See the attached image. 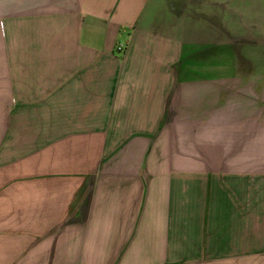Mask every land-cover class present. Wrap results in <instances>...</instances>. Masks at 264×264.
<instances>
[{
  "label": "crops",
  "instance_id": "1",
  "mask_svg": "<svg viewBox=\"0 0 264 264\" xmlns=\"http://www.w3.org/2000/svg\"><path fill=\"white\" fill-rule=\"evenodd\" d=\"M0 264H264V0H0Z\"/></svg>",
  "mask_w": 264,
  "mask_h": 264
},
{
  "label": "built area",
  "instance_id": "2",
  "mask_svg": "<svg viewBox=\"0 0 264 264\" xmlns=\"http://www.w3.org/2000/svg\"><path fill=\"white\" fill-rule=\"evenodd\" d=\"M119 50H121V46H119Z\"/></svg>",
  "mask_w": 264,
  "mask_h": 264
}]
</instances>
